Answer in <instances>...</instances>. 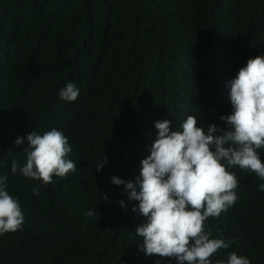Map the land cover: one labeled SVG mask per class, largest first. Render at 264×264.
<instances>
[{"label": "trees", "instance_id": "1", "mask_svg": "<svg viewBox=\"0 0 264 264\" xmlns=\"http://www.w3.org/2000/svg\"><path fill=\"white\" fill-rule=\"evenodd\" d=\"M256 56H264V0H0V175L24 214L20 230L0 235V264H178L139 250V202L111 177L139 175L158 120L173 131L189 115L205 133L224 127L228 82ZM69 82L79 88L72 102L59 96ZM52 128L68 138L75 172L49 185L12 174V159L26 163L27 141L15 139ZM228 171L238 200L204 227L234 242L210 260L226 264L236 252L264 264V180Z\"/></svg>", "mask_w": 264, "mask_h": 264}, {"label": "clouds", "instance_id": "2", "mask_svg": "<svg viewBox=\"0 0 264 264\" xmlns=\"http://www.w3.org/2000/svg\"><path fill=\"white\" fill-rule=\"evenodd\" d=\"M232 113L220 115L224 127L215 123L197 126L189 115L180 124V131L170 130L172 121L158 120L157 138L150 154L141 160L139 175L134 180L111 177L116 186H123L129 201H138L132 211L143 221L134 229L139 250L146 255L175 258L178 264H212L210 258L220 249H228L233 240L210 238L204 222L219 217L238 200V180L228 168L255 173L264 180V163L258 150L264 149V56L248 59L236 77L228 82ZM62 100L72 102L79 88L67 83L59 91ZM23 148L26 163L11 161V173L49 185L53 177L65 178L76 170V163L66 157L71 152L68 138L52 128L43 135L36 131L17 137L14 144ZM107 158L96 162L99 172ZM8 176L0 175V235L22 228L24 214L16 198L6 190ZM264 192V183L258 185ZM33 194L40 195L34 186ZM102 199H107L103 194ZM126 207L123 200L119 201ZM99 214L95 208L86 215ZM159 264V262H157ZM216 264H225L217 261ZM226 264H250L245 256L229 254Z\"/></svg>", "mask_w": 264, "mask_h": 264}]
</instances>
